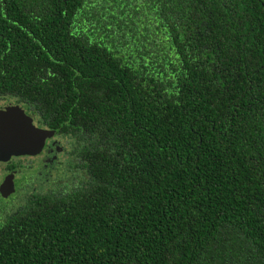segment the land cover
<instances>
[{"label": "trees", "instance_id": "trees-1", "mask_svg": "<svg viewBox=\"0 0 264 264\" xmlns=\"http://www.w3.org/2000/svg\"><path fill=\"white\" fill-rule=\"evenodd\" d=\"M2 103L0 264H264V0H0Z\"/></svg>", "mask_w": 264, "mask_h": 264}, {"label": "water", "instance_id": "water-1", "mask_svg": "<svg viewBox=\"0 0 264 264\" xmlns=\"http://www.w3.org/2000/svg\"><path fill=\"white\" fill-rule=\"evenodd\" d=\"M55 134L54 131L37 127L33 118L19 107L0 108V163L7 164L14 158L41 155L47 141L54 138ZM15 194V176L10 174L0 185V195L9 199Z\"/></svg>", "mask_w": 264, "mask_h": 264}, {"label": "rangeland", "instance_id": "rangeland-1", "mask_svg": "<svg viewBox=\"0 0 264 264\" xmlns=\"http://www.w3.org/2000/svg\"><path fill=\"white\" fill-rule=\"evenodd\" d=\"M61 148L58 146V143H57V141L56 142H53L52 143V151H50L49 150V153L46 155V157L45 156H39V157H37V158H35L34 160H30V159H25V160H23V163H24V167H26L25 168V171L26 172H29V169H28V167L29 166H31L32 164H33V166L32 167H38V166H40V165H42V164H44V162H46V165H49V164H54V163H58V164H60V163H64V161H63V159H61V158H59V154L61 153V150H60ZM56 152V153H55ZM47 158V159H46ZM6 168H7V165L6 164H1L0 163V180L2 181V180H4V178H5V175H6ZM30 168V167H29ZM36 183H41V184H39V185H43V188L45 189V188H47V186L49 187V186H51V184L50 183H48V182H45V178H43V179H41V178H39L34 184H36ZM38 185V186H39ZM39 190H41V191H43V189H41V188H39ZM21 196V195H20ZM22 199H19V197H18V195L15 197V198H13L11 201H10V204L14 207V206H17L19 203H20V201H21ZM19 202V203H18Z\"/></svg>", "mask_w": 264, "mask_h": 264}, {"label": "flooded vegetation", "instance_id": "flooded-vegetation-1", "mask_svg": "<svg viewBox=\"0 0 264 264\" xmlns=\"http://www.w3.org/2000/svg\"><path fill=\"white\" fill-rule=\"evenodd\" d=\"M13 105V103H2V105L0 104V108H2V107H4V106H6V105ZM55 137H56V134H55V136H54V138H52V139H50V140H48L47 141V144H46V147H45V149H44V151L42 152V154L41 155H39V156H42L44 153H46L47 152V149H52V143H53V141H54V139H55ZM50 151H52V150H50ZM48 153V152H47ZM39 156H37V157H39ZM37 157H20V158H17V159H23V158H30V159H35V158H37ZM6 177V176H5ZM5 179V178H4ZM4 181V180H3ZM15 187H16V192H17V182H16V178H15ZM11 198V197H10ZM9 198V199H10Z\"/></svg>", "mask_w": 264, "mask_h": 264}]
</instances>
